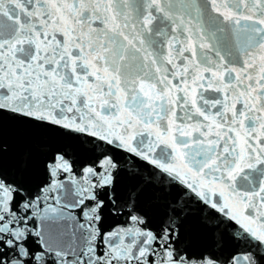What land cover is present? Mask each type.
Instances as JSON below:
<instances>
[{
	"label": "snow or ice",
	"instance_id": "1",
	"mask_svg": "<svg viewBox=\"0 0 264 264\" xmlns=\"http://www.w3.org/2000/svg\"><path fill=\"white\" fill-rule=\"evenodd\" d=\"M0 264H264V0H0Z\"/></svg>",
	"mask_w": 264,
	"mask_h": 264
},
{
	"label": "water",
	"instance_id": "2",
	"mask_svg": "<svg viewBox=\"0 0 264 264\" xmlns=\"http://www.w3.org/2000/svg\"><path fill=\"white\" fill-rule=\"evenodd\" d=\"M13 128H14V126L12 125V123L6 120L5 125H4V131H5V138L6 139L12 135Z\"/></svg>",
	"mask_w": 264,
	"mask_h": 264
}]
</instances>
